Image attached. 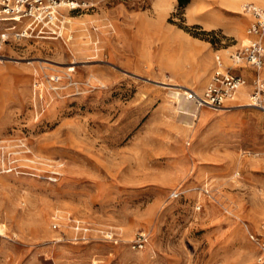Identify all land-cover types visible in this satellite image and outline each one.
<instances>
[{"label":"rangeland","instance_id":"374dc122","mask_svg":"<svg viewBox=\"0 0 264 264\" xmlns=\"http://www.w3.org/2000/svg\"><path fill=\"white\" fill-rule=\"evenodd\" d=\"M71 1L62 37L3 49L0 264H261L264 112L205 108L191 127L181 101L216 55L233 65L249 17L228 0ZM178 37L211 63L200 81Z\"/></svg>","mask_w":264,"mask_h":264},{"label":"built area","instance_id":"2783aa9c","mask_svg":"<svg viewBox=\"0 0 264 264\" xmlns=\"http://www.w3.org/2000/svg\"><path fill=\"white\" fill-rule=\"evenodd\" d=\"M71 0H0V59L6 45L24 37L33 35H53L62 37L65 22L59 20L58 8L65 5L73 8ZM243 12L250 22L245 34L247 41L241 47L229 53L233 65H226L220 55L214 58V68L209 82L200 94L192 92L190 100L199 108L212 110L228 109L229 103L236 100L238 92L247 86L249 106L264 112V7L245 2ZM61 18H63L61 16ZM52 20H58L55 30L48 26ZM25 21V23H24ZM23 24L14 30V26ZM45 37V36H41ZM249 68L252 75L236 71ZM261 250L258 262L264 264V240L252 237ZM147 243V236L139 234L133 242V248H142Z\"/></svg>","mask_w":264,"mask_h":264},{"label":"crops","instance_id":"0c3cea01","mask_svg":"<svg viewBox=\"0 0 264 264\" xmlns=\"http://www.w3.org/2000/svg\"><path fill=\"white\" fill-rule=\"evenodd\" d=\"M246 2H249V1H246ZM177 39H178V44H179V50H181V51L184 50L186 53H188L189 56H194V58H195V61H194L195 69L197 70V72L200 71V74L205 76L204 72L208 69V67H210V64H211L208 61V59L204 58L203 60H200L199 57L196 58V54L198 53L199 50H196L194 47L188 46L186 44L185 40L180 39L179 37ZM194 44L195 43H193V45ZM199 47L200 46H196V48H199ZM226 59H228V58H226ZM228 61H229V59H228ZM224 62H225V64H227L226 60H224ZM236 71L241 72V73L247 75L249 78H251L252 72L247 67L241 68V69H237ZM249 90H250L249 86L243 88L238 93V95L236 97V101L230 102L228 108H232V107H235V106H248L247 102L249 100H247V98H248V91ZM182 99H183V100H181L183 102L182 106L184 104L187 107L186 109L189 112L188 117L189 118L191 117V121H192V126L191 127H193V125L195 124V120H197L199 118V116L202 114V112L205 111V110H203L205 108H201V107L199 108L198 106L193 104L191 102V100H190V96H184ZM206 109H208V108H206Z\"/></svg>","mask_w":264,"mask_h":264},{"label":"bare ground","instance_id":"6f19581e","mask_svg":"<svg viewBox=\"0 0 264 264\" xmlns=\"http://www.w3.org/2000/svg\"><path fill=\"white\" fill-rule=\"evenodd\" d=\"M244 1L245 0H228V2L229 3H231L233 6H235V8L237 9V11L238 10H241L242 11V9H243V4H244ZM258 2H259V4L260 5H262L263 7H264V0H258ZM72 5V7L73 8H76L77 6H79L76 2H74V3H71ZM0 62H3V60L2 59H0ZM69 70H73V68H70ZM204 76V75H203ZM94 77V76H93ZM195 77V76H194ZM200 77H201V74H200V72L198 71L197 72V74H196V79H199V81H200ZM243 89V88H242ZM241 89V90H242ZM240 90V91H241ZM239 91V92H240ZM191 92V91H190ZM238 92V93H239ZM238 95V94H237ZM237 97V96H236ZM239 105V104H238ZM247 105L249 106V103L247 102Z\"/></svg>","mask_w":264,"mask_h":264}]
</instances>
